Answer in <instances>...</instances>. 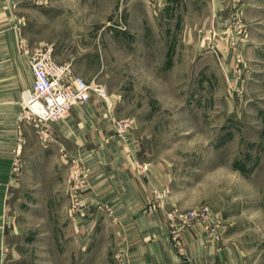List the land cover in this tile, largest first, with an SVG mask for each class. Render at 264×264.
Segmentation results:
<instances>
[{
  "label": "rangeland",
  "instance_id": "rangeland-1",
  "mask_svg": "<svg viewBox=\"0 0 264 264\" xmlns=\"http://www.w3.org/2000/svg\"><path fill=\"white\" fill-rule=\"evenodd\" d=\"M16 1L1 24L14 51L29 63L51 47L104 87L112 121L132 122L111 133L133 138L154 184L144 209L164 216L173 244L168 215L205 208L232 264H264V0ZM22 112L3 264H117L116 209L84 198L89 155Z\"/></svg>",
  "mask_w": 264,
  "mask_h": 264
},
{
  "label": "crops",
  "instance_id": "crops-1",
  "mask_svg": "<svg viewBox=\"0 0 264 264\" xmlns=\"http://www.w3.org/2000/svg\"><path fill=\"white\" fill-rule=\"evenodd\" d=\"M10 3L0 0V264L12 180V131L20 111L21 91L32 82L29 63L24 55L14 51V29L2 26L6 17L2 10L10 9ZM15 4H19L18 0ZM106 106L102 99L92 95L88 104L73 106L65 119L49 124L48 128L58 145L65 142L76 153L89 155L86 164L90 177L84 198L89 204L101 199L116 209L117 264H232V248L221 245L222 235L214 222L208 225L194 220L179 231L178 247L182 250L178 251L169 237L164 216L145 211L154 184L148 171L142 175L139 172L133 138L111 133L114 117L111 107Z\"/></svg>",
  "mask_w": 264,
  "mask_h": 264
},
{
  "label": "built area",
  "instance_id": "built-area-1",
  "mask_svg": "<svg viewBox=\"0 0 264 264\" xmlns=\"http://www.w3.org/2000/svg\"><path fill=\"white\" fill-rule=\"evenodd\" d=\"M32 82L21 91L20 106L22 113L19 120L31 121L40 126L41 133L47 137L46 122H57L68 115L75 105H86L92 95L107 101L104 87L100 84L88 83L82 76L75 74L69 63H57L52 58V49H38L29 60ZM114 130L126 133L132 128L130 120L113 121ZM153 212V211H152ZM208 210L192 209L183 213L175 209L168 215L170 235L178 245V232L189 227L194 220L208 221ZM182 250V249H180Z\"/></svg>",
  "mask_w": 264,
  "mask_h": 264
},
{
  "label": "bare ground",
  "instance_id": "bare-ground-1",
  "mask_svg": "<svg viewBox=\"0 0 264 264\" xmlns=\"http://www.w3.org/2000/svg\"><path fill=\"white\" fill-rule=\"evenodd\" d=\"M31 74H32V72H31ZM64 118H66V116ZM64 118H62V119H64Z\"/></svg>",
  "mask_w": 264,
  "mask_h": 264
}]
</instances>
